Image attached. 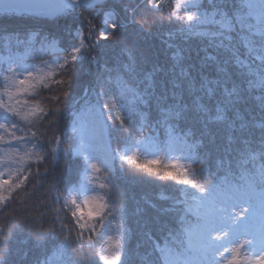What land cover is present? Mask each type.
I'll return each instance as SVG.
<instances>
[{"label":"snow or ice","instance_id":"obj_1","mask_svg":"<svg viewBox=\"0 0 264 264\" xmlns=\"http://www.w3.org/2000/svg\"><path fill=\"white\" fill-rule=\"evenodd\" d=\"M148 4L157 10L166 6L168 23L178 22L179 32L196 37L201 45L193 54L169 43L171 57L161 64L150 48L141 49L133 41L123 49L126 62L100 71L101 61L93 53L101 39L119 40L128 24L138 29V38L148 34L147 21L135 19L138 6L123 0L119 5L112 0H0V14L5 16L67 15L88 27L87 34L76 29L70 50L57 48L53 61L43 62L46 72L35 65L30 71L23 57L11 53L7 57L5 87L0 91V205L6 206L14 192L26 188L30 177L47 175V169L41 173L39 167L33 173V163L39 165L49 156L55 161L64 151L60 137L55 138V148L41 153L36 132L16 135L22 130L18 122L35 126L52 114L40 103L20 97L38 95L37 88L50 86L46 81L71 89L74 68L86 59L97 66L98 74L84 93L94 91L96 102L73 122L71 148L83 160L84 175L91 181L100 165L111 171L118 157L121 168L126 162L149 176L185 186L180 189L182 199L175 202L183 207L177 225L159 238L149 235L151 253L145 252L143 264H264V0H148ZM97 17L102 21L99 29L93 23ZM17 43L25 42L18 38ZM61 73L68 80H55ZM69 95L65 90V100ZM52 99L60 101L59 96ZM109 121H118L119 130L126 132L125 146L120 150L109 144L100 156L96 145L103 130L116 129ZM126 121L134 124L136 139ZM29 143L31 150L22 152ZM213 154L215 171L197 167ZM84 190L83 185L70 189L71 199L54 197L55 203L63 201V208H75L71 213L75 221L70 227L63 223L61 209L53 210V226L36 230L35 237L45 244L52 238L57 247L46 251L37 264H81L80 254L97 245L99 252L94 254L103 264H125L123 235H107L111 229L104 213L109 210L111 224L114 209L103 196L78 203L77 195ZM93 218L105 231H96L88 222ZM4 233L0 225V245L9 239ZM86 233H95L97 239L91 235L85 239ZM8 251L0 247V264H8Z\"/></svg>","mask_w":264,"mask_h":264},{"label":"trees","instance_id":"obj_2","mask_svg":"<svg viewBox=\"0 0 264 264\" xmlns=\"http://www.w3.org/2000/svg\"><path fill=\"white\" fill-rule=\"evenodd\" d=\"M169 2V1H168ZM113 4L119 5L121 0H112ZM124 4L138 6L136 20H146V32L148 34L138 38L136 29L128 24L127 30L122 31L120 39L117 41L100 40V48L94 55L101 61L100 71L104 67L118 68L126 62L127 53L123 49L131 47L133 41L141 49L150 48L159 63L163 64L171 57L172 49L168 44L179 45L185 49H191L193 54L201 45L196 37H186L179 32V23H168V8L165 6L159 10L150 8L142 0H123ZM119 10V9H118ZM85 16H91V13L85 12ZM183 15V13H181ZM161 17L164 18L161 22ZM93 23L97 29L101 27V18L97 17ZM83 28L87 34V24H81L79 20L73 22L72 18L65 15L55 19L38 18L35 16H21L18 14L0 15V56L7 57L10 53L24 52L34 62H44L53 60L56 55V49H69L76 43V29ZM169 32L173 36H169ZM98 35V33H97ZM25 43H17V39ZM67 53H61L66 55ZM98 74L95 64L88 60L78 63L72 73L73 86L68 89V85H56L51 81L49 87L42 85L37 88L38 95L34 97H20V99H29L33 103H40L46 110L52 114L46 116L35 126L24 122H18L17 136H24L26 133L36 132L41 147L38 149L41 153H49L56 147L55 138H61V148L55 161L49 156L43 163L32 164V172L35 173L37 167L41 173L47 169V175L30 177L26 188L14 192L12 200L7 202L6 206L0 208V225L5 227L4 235L9 237L8 241L0 247H6L8 251V264H37L44 259L48 250L55 251L57 243L50 238L45 244L37 241L35 237L36 230L47 231L53 226V217L56 213L53 211L60 208L59 213L64 224L70 227L74 224L75 218L72 217V211L75 208H63L60 203L54 202L57 195H69V190L74 187L79 189L82 185L84 191L77 195L78 203H82L85 198L103 196L112 206L114 212L108 223L109 210H105V224L108 225V236H112L115 231L117 237L123 235L125 264H143L145 252L151 253V241L149 235L159 238L168 228L177 225L178 219L183 212V207L175 203L179 199L180 189L185 187L177 185L171 180H159L154 176H149L136 169L133 165L124 162L123 168L120 167L121 161L117 157L112 165L111 171L100 165L101 171L98 174H92V180L84 175V163L79 154L71 151L73 139L76 135L73 133V122L88 104H95V92L90 91L86 96L85 88H90ZM68 80V76L61 73L55 76V80ZM68 90L70 95L65 100L64 91ZM59 96L60 101H54L52 97ZM103 101H101L102 103ZM60 108L62 111L56 113L54 109ZM109 124L115 123L116 129L106 128L101 134L102 151L110 144L113 149L123 150L125 146L126 132L119 130V122L109 121ZM126 127L133 132V139H136L134 124L126 121ZM29 143L22 148L23 151L31 150ZM103 153L100 155L102 156ZM216 154L206 158L203 165L211 171H215ZM140 159L145 157L140 155ZM7 178V175H5ZM107 177V179H105ZM107 185L100 189V185ZM35 185V187H33ZM95 189V191H91ZM7 194V193H5ZM161 197H170L169 200ZM23 201V203H22ZM153 205L155 207H153ZM167 213H162L161 209L170 208ZM88 207L84 206V212L87 213ZM85 219L88 217L85 215ZM22 222V223H21ZM95 224L96 231L102 232L100 224L96 219L88 221ZM20 226H17V225ZM60 222L55 223L59 228ZM78 229L73 230L75 236ZM91 235L97 239L95 233H86L85 239ZM95 252H99V245L94 250L85 249L80 254L81 264H103ZM154 258V257H153Z\"/></svg>","mask_w":264,"mask_h":264},{"label":"rangeland","instance_id":"obj_3","mask_svg":"<svg viewBox=\"0 0 264 264\" xmlns=\"http://www.w3.org/2000/svg\"><path fill=\"white\" fill-rule=\"evenodd\" d=\"M85 15V14H84ZM12 55L14 56H17V57H23L22 59V63L25 65V66H28L29 67V70H33L31 66L35 65L37 66L38 68L42 69L43 71H47V69L44 68L43 66V62H34L31 60V58L24 52H12L11 53ZM8 57V56H7ZM7 57L5 56H0V91H3L4 87H5V84H4V81H3V76L5 74H7V63H6V60H7ZM53 60H49L47 61L48 63H51ZM21 79L23 77H20ZM102 140H100V142L96 145V154L97 155H101L103 153V151L101 150V146H102ZM59 154V152L57 153V155ZM6 178V177H5ZM3 205H0V208L2 207ZM115 235V231L112 233V236Z\"/></svg>","mask_w":264,"mask_h":264},{"label":"water","instance_id":"obj_4","mask_svg":"<svg viewBox=\"0 0 264 264\" xmlns=\"http://www.w3.org/2000/svg\"><path fill=\"white\" fill-rule=\"evenodd\" d=\"M53 2H60V0H53ZM0 15H3V14H0ZM21 16H26V15H21ZM28 16H30V15H28ZM63 16H65V15H50V16H35V17L45 18V19H55V18L63 17Z\"/></svg>","mask_w":264,"mask_h":264},{"label":"built area","instance_id":"obj_5","mask_svg":"<svg viewBox=\"0 0 264 264\" xmlns=\"http://www.w3.org/2000/svg\"><path fill=\"white\" fill-rule=\"evenodd\" d=\"M148 2V0H146ZM167 1V0H166ZM150 5V4H149ZM151 6V5H150ZM152 7V6H151ZM156 9V8H155Z\"/></svg>","mask_w":264,"mask_h":264}]
</instances>
